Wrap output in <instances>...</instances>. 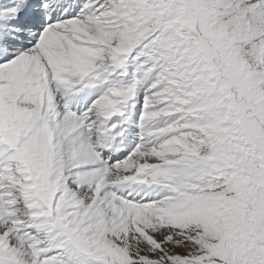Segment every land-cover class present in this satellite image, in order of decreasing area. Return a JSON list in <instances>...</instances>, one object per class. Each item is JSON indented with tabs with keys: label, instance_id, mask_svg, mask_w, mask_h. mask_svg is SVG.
Masks as SVG:
<instances>
[{
	"label": "snow or ice",
	"instance_id": "6c2138e0",
	"mask_svg": "<svg viewBox=\"0 0 264 264\" xmlns=\"http://www.w3.org/2000/svg\"><path fill=\"white\" fill-rule=\"evenodd\" d=\"M0 264H264V0H0Z\"/></svg>",
	"mask_w": 264,
	"mask_h": 264
}]
</instances>
